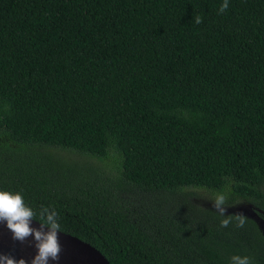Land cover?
<instances>
[{
    "label": "trees",
    "instance_id": "trees-1",
    "mask_svg": "<svg viewBox=\"0 0 264 264\" xmlns=\"http://www.w3.org/2000/svg\"><path fill=\"white\" fill-rule=\"evenodd\" d=\"M223 3L0 0V191L110 264H264L253 217L225 228L236 213L174 202L208 190L264 210V0ZM48 150L112 155L116 181Z\"/></svg>",
    "mask_w": 264,
    "mask_h": 264
},
{
    "label": "clouds",
    "instance_id": "clouds-1",
    "mask_svg": "<svg viewBox=\"0 0 264 264\" xmlns=\"http://www.w3.org/2000/svg\"><path fill=\"white\" fill-rule=\"evenodd\" d=\"M228 8V0H224L219 12L223 13ZM197 24L201 23V17L195 18ZM226 203V195L218 193L214 199V206L219 209L220 215L224 213ZM59 214L47 207H42L39 211V220L36 219L37 213L25 204V201L20 193H11L0 191V221H5L7 228L12 233V238L23 242L29 236H33L38 252L32 259L31 264H48L49 259L56 261L59 259L61 246L58 240V232L60 224L58 223ZM33 220L40 224V228L30 227ZM236 221L237 227H243L247 218L243 213H236L221 220V227H228L232 221ZM48 231L45 232L44 229ZM232 264H251L249 257L233 256L231 257ZM0 264H27L21 258L18 261L8 255H0Z\"/></svg>",
    "mask_w": 264,
    "mask_h": 264
},
{
    "label": "rangeland",
    "instance_id": "rangeland-1",
    "mask_svg": "<svg viewBox=\"0 0 264 264\" xmlns=\"http://www.w3.org/2000/svg\"><path fill=\"white\" fill-rule=\"evenodd\" d=\"M48 153L51 155H59L63 158L68 159L70 162H76L79 165L89 163L92 165L97 164L99 167L101 166V171L104 175H107L111 181H116L117 171H116V163H118L117 158L110 155L108 159H106L104 162L99 163L98 161H90L85 162V159L82 158L79 155L72 156L66 151H55V150H48ZM194 193H177L176 196L178 197L174 202L176 205L178 204L180 209H185L189 211V208H186L184 206V203H190L193 204L195 207H199L202 210H212V211H218L214 206V199L218 193H214L208 190H194ZM119 200L121 202L123 201L126 205L130 206L131 208H135L137 211H149L147 209V206H150L149 202L147 200L143 199L145 198V195L143 193H140L138 191H119ZM175 198V197H174ZM224 207L225 212H232V213H243L244 215L253 217L255 220H257L262 225V232L264 233V210L261 209H253L251 205L244 201H238L234 204H231L230 206L225 204L222 205Z\"/></svg>",
    "mask_w": 264,
    "mask_h": 264
},
{
    "label": "water",
    "instance_id": "water-1",
    "mask_svg": "<svg viewBox=\"0 0 264 264\" xmlns=\"http://www.w3.org/2000/svg\"><path fill=\"white\" fill-rule=\"evenodd\" d=\"M30 227L39 229L40 224L33 220ZM44 231L47 232L48 229L45 228ZM58 240L61 246L59 259L56 261L49 259L48 264H110L98 249L71 234L59 230ZM35 244L33 236H29L23 242L14 240L6 222L0 221V255L11 256L17 261L23 258L27 264H31L38 252Z\"/></svg>",
    "mask_w": 264,
    "mask_h": 264
}]
</instances>
